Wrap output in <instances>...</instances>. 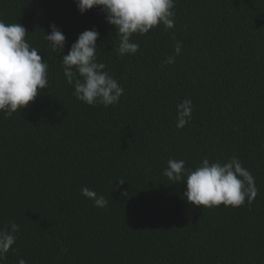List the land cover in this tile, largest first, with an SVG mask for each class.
<instances>
[{"label": "trees", "instance_id": "trees-1", "mask_svg": "<svg viewBox=\"0 0 264 264\" xmlns=\"http://www.w3.org/2000/svg\"><path fill=\"white\" fill-rule=\"evenodd\" d=\"M174 12L172 29L133 34L139 50L119 56L100 7L0 0V20L23 25L49 66L33 102L0 112V229L20 226L0 264H264V0H175ZM52 24L63 53L45 39ZM91 29L98 62L124 89L108 107L77 100L63 74L60 57ZM176 41L180 55L163 64ZM184 99L192 118L178 129ZM233 155L255 179L250 205L194 206L163 175L169 159L195 168Z\"/></svg>", "mask_w": 264, "mask_h": 264}, {"label": "clouds", "instance_id": "clouds-1", "mask_svg": "<svg viewBox=\"0 0 264 264\" xmlns=\"http://www.w3.org/2000/svg\"><path fill=\"white\" fill-rule=\"evenodd\" d=\"M74 3L81 14L94 7L101 8L106 22L115 26L119 39L116 52L119 56L134 55L139 50V44L130 39L133 34H146L160 24L165 30L175 25V0H74ZM50 29L45 39L54 52L63 53L65 35L55 24L50 25ZM26 33L23 25L6 24L0 20V112L5 117L27 107L37 97L38 89L48 86L49 66L38 54L39 50L26 41ZM98 37L99 32L95 29L83 31L71 44L67 54L60 58L63 74L67 83L73 86L76 99L88 105L108 107L120 101L124 89L105 70L106 65L98 62ZM181 49L182 43L176 41L174 55L168 56L163 64L175 63ZM176 109V127L182 129L192 118V100L184 99ZM185 163L184 160L169 159L163 175L173 182L183 183V196L194 206L239 207L246 199L250 205L258 194L253 175L242 166L236 155L224 162L210 161L204 157L195 168L186 167ZM116 181L120 185L125 182L122 179ZM80 191L94 202V206H107L108 200L94 190L82 187ZM19 227L10 221L9 226L0 229V262L12 249ZM17 264H27V261L20 258Z\"/></svg>", "mask_w": 264, "mask_h": 264}]
</instances>
